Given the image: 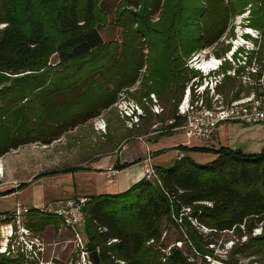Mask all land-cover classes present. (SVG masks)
Returning <instances> with one entry per match:
<instances>
[{"label":"trees","instance_id":"trees-1","mask_svg":"<svg viewBox=\"0 0 264 264\" xmlns=\"http://www.w3.org/2000/svg\"><path fill=\"white\" fill-rule=\"evenodd\" d=\"M248 6L250 26L264 32V0H119L111 23L120 36L105 42L99 30L111 23L104 0H0V158L23 145L52 144L109 110L121 90L137 82L143 95L155 93L173 106L168 128L181 127L176 108L196 76L187 60L217 43L229 20ZM262 52L260 44L249 63ZM235 89L225 102L240 97ZM174 150L216 157L198 164L185 155L168 168L154 167L155 177L125 191L88 196L85 250L96 251L100 264H207L219 237L231 233L246 239L231 244L224 264L245 258L264 264V149ZM26 224L35 234L63 226L58 217L35 209ZM257 228L261 233L252 236ZM171 238L181 247H170ZM75 259L76 254L69 262ZM0 264H24V258L0 254Z\"/></svg>","mask_w":264,"mask_h":264},{"label":"rangeland","instance_id":"rangeland-1","mask_svg":"<svg viewBox=\"0 0 264 264\" xmlns=\"http://www.w3.org/2000/svg\"><path fill=\"white\" fill-rule=\"evenodd\" d=\"M118 2L119 0H104V5H106L107 7L108 19L110 23L112 22L113 10ZM247 8L250 9V6H248ZM132 9L133 8H131V10ZM133 11L135 10L133 9ZM240 15H235L229 20L227 30L217 43L213 44L210 47L204 48L203 50L199 51L196 55H192L191 58L187 60L186 63L188 65V68L194 71L196 73V76L192 80H190L185 86L182 99L176 108L177 114L179 106L185 101L188 102L192 107H194L195 110L198 109L199 111L201 110V105H204L208 108H212L216 103H220V101L218 100H222L224 104H227L228 102H225V95H227V97L231 99V90L234 88H237L238 91H240V97L249 96L251 94H255L254 96L257 97L256 94L260 95L261 93H263V88L253 84L256 79H252L249 81L246 77L242 76L247 75L249 67H256L259 63L258 61L257 65L255 64L254 66L252 60L249 63L248 57L247 59L243 57V53L241 54V52L247 49L245 46H239L238 48L240 53L234 51L232 53V61H226L215 73H210L208 76H206L205 73L194 68V63L197 62V64L200 65L202 60L208 59L212 56L216 58L224 57L226 53L231 51L232 45L230 44V42H228L230 38H236L241 36L243 39L247 40L248 43H251L253 45L258 46L262 42L264 44V32L250 26V14H248V16L243 19L241 23L243 28L237 30L235 29V21ZM156 16L157 14L152 18V22H154V20H157ZM99 31L102 39L105 42H108L110 40L118 39L121 30L120 28L116 27L111 23L104 27H101ZM194 59H196L195 62H192ZM55 61L56 57L53 56L51 58V62L54 63ZM257 67L260 68L259 66ZM260 72L263 73L264 69H260ZM225 77L234 79V81H228L225 83ZM260 80L261 79H259V81ZM219 86H223L222 91L224 94H220L218 90ZM129 89H123L120 93H124L126 98L134 100L145 110V115L138 126L133 127L131 129L127 128L124 122L118 117L116 108L113 105L109 110L102 112L100 116L97 117L99 119H103L106 123L105 133L97 132L94 130L93 122L96 119L94 118L89 121L88 124L79 126L73 130L68 131L61 137V141L57 142V140L56 143L54 142L50 144L51 146L49 147L40 143H32L23 145L17 148L16 150H11L0 158V161L3 165V177L0 179V190L10 186L19 188V186H21L20 183L28 179L29 175H38L42 173V171L47 169L45 168L47 166L53 167V165H68V163H70L69 161H66L64 164V162H58L57 160L61 156H68V154H70V148L72 145L83 143V145L87 146L89 150L91 149V153H93V155L97 157L102 153H110L112 155L117 156L119 154V151H121L122 157H125L126 160H131L134 158V155L130 151L132 145L145 144L158 139H160L161 142L173 141L174 144L180 143L184 136L183 130L176 128H168L169 124L171 123L168 121V116L173 111V106L171 104H167L159 100L155 93H152L155 97V101L151 98V94H149L148 97L143 95L145 89H143L139 85V82H137L133 87ZM120 93L118 94V99L120 97ZM154 103H156L162 111H160L159 114H154L150 110L151 106L154 105ZM184 106H186V104L183 105V107ZM146 110L149 113H146ZM183 119L186 121L185 118ZM85 126L92 127L94 131L93 136L90 137L89 140H84L90 132L88 128H81ZM206 142L208 141H205L204 143V141L201 140H191L188 142L187 146L192 147L202 144H208ZM172 150H174V148ZM191 159L198 164H204L206 162L205 156L201 155L192 156ZM173 162L174 160L172 159V153H170L159 157L156 161V164L159 167L168 168L173 164ZM116 165H118V162H116L114 166ZM10 202H12V199L8 200L7 203L2 205L9 206ZM60 229L62 233L59 237L55 239L54 236L49 235L50 231H45V233H42L44 232L43 230L42 232L36 234L38 235V237L43 238L42 240L45 244V252L43 258L44 262L51 261L53 263L54 260H58L60 264H69L71 258L74 257V255L76 254V248L74 247L73 243L74 232L66 230L63 226H60L59 230ZM77 231L79 232V235L83 242V246L85 247L83 226H81ZM260 233L261 228H259V230L253 231L252 236L259 235ZM245 239L246 237L235 238V236H233V234L231 233L222 234V236H220L219 239L216 241V244L213 248L214 257L207 258V264H224V260H226L227 258V254L230 250L231 244L243 243ZM173 242V238H171L169 243L170 247L173 245L181 247L180 243ZM168 250L169 247L166 248V250H163V252H167ZM254 259L255 258L241 259L239 263L260 264L259 262H255Z\"/></svg>","mask_w":264,"mask_h":264},{"label":"built area","instance_id":"built-area-1","mask_svg":"<svg viewBox=\"0 0 264 264\" xmlns=\"http://www.w3.org/2000/svg\"><path fill=\"white\" fill-rule=\"evenodd\" d=\"M249 14V9L247 8L235 21V29H240L242 27V21ZM234 29V30H235ZM235 38V37H234ZM230 38L231 51L226 53L222 58H216L214 56L202 60L201 64L194 63V68L196 70H201L208 76L210 73H215L220 69V67L226 61H232V53L234 51L239 52V46H245L247 49L243 50V57L251 56V53L258 50L257 45L248 43L247 40L243 39L241 36ZM227 42V41H226ZM249 45V47H248ZM263 45V57L259 60L252 58V63L258 65L260 68L249 67V71L246 77L249 81L256 79L253 84L264 90V72H260V69H264V44ZM197 59V58H196ZM194 59L192 62H195ZM206 65V70L200 66L202 64ZM196 64V65H195ZM202 65V66H205ZM258 79V80H257ZM259 79H261L259 81ZM260 85V86H259ZM213 89V88H212ZM130 90V89H129ZM251 94L249 96L240 97L238 99L232 100L227 104H224L222 100L219 104H215L214 107L208 108L201 105V110L199 111L192 107L188 102H183L179 106L178 115L185 118L182 127L176 129H182L184 136L187 140H201L207 141L210 139L212 132L221 123L227 122H240L243 124H255L264 123V91L263 93ZM151 98L155 101V97L151 94ZM183 107V105H185ZM116 112L120 119H122L127 128L131 129L139 125L141 117H144L145 111L141 105L132 99L126 98L124 93H120V97L116 104L114 105ZM150 110L154 114H159L161 109L156 103L151 106ZM93 128L97 132H104L106 130V123L103 119L96 118L93 122ZM185 156L184 152L178 151L176 154V159L179 160ZM148 166L145 167L144 177H155L154 167L150 164V159L147 158ZM116 175L115 169H111L110 176L114 177ZM3 177V167L0 163V179ZM88 201V197L80 196L75 198H63L55 199L47 202L45 205L35 208L41 214L51 215L58 217L62 221V225L66 230L74 232V247L76 248V259L73 264H90L87 251L83 246L82 239L79 235V228L83 225L84 221V206ZM30 210L24 207V205L18 200L15 202L13 208L8 211L0 209V254L6 256H22L24 258V264H55L51 261L44 262V252L45 244L42 238L38 237L32 230L27 227V216ZM259 230V228L254 229ZM116 240H111L108 244L115 242ZM123 262H120L122 264ZM72 264V262H69Z\"/></svg>","mask_w":264,"mask_h":264},{"label":"crops","instance_id":"crops-1","mask_svg":"<svg viewBox=\"0 0 264 264\" xmlns=\"http://www.w3.org/2000/svg\"><path fill=\"white\" fill-rule=\"evenodd\" d=\"M81 128H88V130H90L88 136L84 139L89 140L94 134L92 127L85 126ZM61 139L62 138L57 142L61 141ZM207 141L206 143L208 144L196 145L197 147L212 149L227 147L231 150H239L247 154H257L264 149V123H255L251 125L240 122L221 123L212 132L210 139ZM188 142L189 141L183 136L180 143L176 144H174L173 141L161 142V140L158 139L145 144L132 145L130 151L134 155V158L131 160H126L125 157H122L121 151H119L118 157L110 153H100L101 155L97 157L94 156L93 153H91V149L89 150L83 143L72 145L70 154H68V156H61L57 160L58 162H64V164L66 161H69L70 163H68V165L47 166L45 167L47 169L42 171V173L38 175H29L28 179L20 183L21 186H19V188L10 186L0 190V209L4 211L11 210L14 203L18 200L22 202L24 207L31 210L41 207L47 202L55 199L75 198L80 196L88 197L95 194L119 193L125 191L140 179L144 178V170L145 167L148 166L147 158L150 159L152 167H159L156 161L165 154L172 153V159L175 161L178 151L172 149L179 145L187 146ZM49 146L51 145H48V147ZM159 151H161V153L156 155L155 153ZM185 155L190 158L199 155L205 156V163L212 161L216 157L213 154L198 152L185 153ZM116 162H118V165L130 162L134 163L121 170H115L116 175L111 177L110 172L111 169L115 167L114 165ZM0 163L2 164L1 161ZM68 167H77L83 170L66 174H46ZM5 191H11V193L3 195ZM10 199H12V202L9 203V206L2 205L7 203ZM45 231H50L49 235L54 236V239L59 237L62 233L61 229L56 232L52 226H48L42 233H45Z\"/></svg>","mask_w":264,"mask_h":264},{"label":"water","instance_id":"water-1","mask_svg":"<svg viewBox=\"0 0 264 264\" xmlns=\"http://www.w3.org/2000/svg\"><path fill=\"white\" fill-rule=\"evenodd\" d=\"M87 257H88L90 264H100V259L96 251L88 252Z\"/></svg>","mask_w":264,"mask_h":264},{"label":"bare ground","instance_id":"bare-ground-1","mask_svg":"<svg viewBox=\"0 0 264 264\" xmlns=\"http://www.w3.org/2000/svg\"><path fill=\"white\" fill-rule=\"evenodd\" d=\"M202 65H205V63L204 64H202ZM200 66V69H201V67L203 68V69H205L206 70V65L205 66Z\"/></svg>","mask_w":264,"mask_h":264},{"label":"clouds","instance_id":"clouds-1","mask_svg":"<svg viewBox=\"0 0 264 264\" xmlns=\"http://www.w3.org/2000/svg\"><path fill=\"white\" fill-rule=\"evenodd\" d=\"M201 71V70H200Z\"/></svg>","mask_w":264,"mask_h":264}]
</instances>
